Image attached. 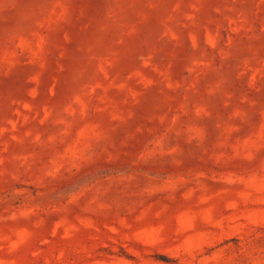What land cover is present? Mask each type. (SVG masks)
Instances as JSON below:
<instances>
[{
  "label": "rangeland",
  "instance_id": "1",
  "mask_svg": "<svg viewBox=\"0 0 264 264\" xmlns=\"http://www.w3.org/2000/svg\"><path fill=\"white\" fill-rule=\"evenodd\" d=\"M0 264H264V0H0Z\"/></svg>",
  "mask_w": 264,
  "mask_h": 264
}]
</instances>
